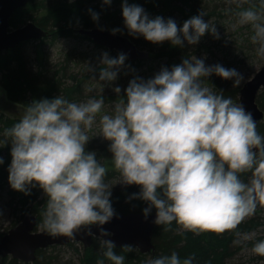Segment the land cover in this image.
Segmentation results:
<instances>
[{"label":"clouds","instance_id":"obj_1","mask_svg":"<svg viewBox=\"0 0 264 264\" xmlns=\"http://www.w3.org/2000/svg\"><path fill=\"white\" fill-rule=\"evenodd\" d=\"M102 2L110 5L112 0ZM245 2L236 0L241 6ZM259 5V10L242 8L237 23L251 26V40L264 55V0ZM121 7L128 33L152 43L183 47L185 42L196 45L205 33L219 38L216 25L202 12L178 26L173 18L150 17L128 0ZM92 19L98 20L99 14L92 12ZM126 58L124 53L111 57L104 52L99 81L111 85ZM205 59L193 55L150 79L134 77L122 96L121 88L114 87L118 102L110 112L104 111L102 95L80 102L63 95L33 100L23 116L0 133V145H11L10 187L28 195L38 186L47 197L40 222L46 233L72 237L81 228L103 226L115 215L113 185L105 179L108 169L95 151H86L96 137L90 135L94 126L110 142L117 184L140 186L130 199L146 202V217L155 209L157 225L175 222L197 235L222 232L264 204V135L251 112L207 80L215 74L238 87L244 77L220 63L207 65ZM245 173H251L247 182L241 178ZM110 235L101 230L103 257L124 264L125 255L104 239ZM121 249L131 252L135 247ZM251 252L264 257V239L256 240ZM194 259V254L181 259L172 251L150 256L144 264H194Z\"/></svg>","mask_w":264,"mask_h":264},{"label":"trees","instance_id":"obj_2","mask_svg":"<svg viewBox=\"0 0 264 264\" xmlns=\"http://www.w3.org/2000/svg\"><path fill=\"white\" fill-rule=\"evenodd\" d=\"M224 0H128V3L138 4L149 14L150 17L162 16L165 19L173 18L178 26H182L184 21L202 12L204 19L210 20L215 17L219 7L225 8L228 12V5ZM220 2H223L220 5ZM123 0H112L110 5H104L102 0H30L23 8L17 10L11 18V26L18 28L27 20L34 21L38 26L50 32V36L41 38L38 41V48H42L45 43L55 42L59 39H80L92 41L86 35L80 33L83 29H92L100 26L103 29H119L118 34L131 39L138 48L146 50L157 59L166 61L169 68L182 63L183 59L194 55L192 45L184 43L183 47L173 46L170 42L152 43L143 36H132L124 26L122 16ZM219 3V5H218ZM243 8L253 7L259 10V0H246ZM91 10V11H90ZM224 11V10H223ZM46 12L44 16H40ZM92 12L99 14V19H92ZM231 12V11H230ZM222 15H217L221 17ZM225 16V15H224ZM227 16V15H226ZM251 35L245 39L242 48L245 51L258 52L259 44L251 40ZM31 41L24 42L18 47L0 52V87L3 88L8 98L17 104L27 106L33 100L44 98L52 99L58 95H63L70 101H82L85 95L84 79L79 77L77 66H79L83 55L78 53H67L64 63L52 65L49 63L46 53L38 51L39 55L33 61L26 56V46ZM96 45V44H95ZM97 48H101L96 46ZM111 57L118 56L116 51H107ZM39 60V61H38ZM148 60V59H147ZM85 61V60H84ZM124 63H128L126 59ZM136 67L143 64L142 60L129 61ZM224 65V64H222ZM227 68L229 64L224 65ZM103 67V66H102ZM214 90L222 91L225 96H231L235 102L239 101L240 91L243 85L232 86L231 80H225L213 74L207 78ZM124 95V94H123ZM257 102L264 111V89L259 94ZM19 119L11 118L4 113H0V133L4 129L11 127ZM257 131L264 135V120L257 125ZM86 151H95L97 159H101L108 173L106 180L112 184L119 178V172L115 169L111 161L109 144L102 142L101 145L93 143L91 140L86 145ZM11 145H0V158L4 163L0 165V194L7 191L10 196V204L14 211L20 214L19 219L24 216L34 214L38 219V228H41L42 207L45 205L47 197L41 188H31L30 194L18 192L10 187L8 181V166L11 163ZM251 173L241 175V178L248 181ZM113 185V184H112ZM8 187L10 190L8 192ZM140 191L138 185H128L112 188V206L115 213H144L147 207L146 202L140 199H130L134 193ZM151 213H156L153 209ZM150 213V214H151ZM19 221V220H18ZM15 221L13 227L19 222ZM255 221L245 222L242 220L235 228L226 229L222 232H202L194 234L191 231L182 230V227L175 222L171 225H156L153 243L156 247V256L168 254L176 251L181 259L194 254V264H228V259L232 258L238 248L237 236L240 232L250 231L256 228ZM9 228L0 234L1 238L8 232ZM123 247V246H122ZM116 247L117 253L125 255L124 264H144L150 258L149 255L141 254L135 247L131 252L124 251ZM134 247V246H133ZM105 246L101 239L95 238L93 246L85 249L80 243L72 242L65 247L53 246L48 249L39 250L35 262L30 264H76L72 257H66V251H71L78 255L79 264H98L100 259L105 260V264H111L106 257H103ZM82 252V253H81ZM0 264H26L12 257H0Z\"/></svg>","mask_w":264,"mask_h":264},{"label":"rangeland","instance_id":"obj_3","mask_svg":"<svg viewBox=\"0 0 264 264\" xmlns=\"http://www.w3.org/2000/svg\"><path fill=\"white\" fill-rule=\"evenodd\" d=\"M223 2L228 5L229 13L225 12V8L219 7L217 10L219 14L217 15L222 16L217 17L216 15L209 20L212 24L216 25L219 38H215L210 33H205L196 45H192V51H194V56L197 58H206L205 63L207 65L216 63L224 65L229 64L230 68L237 69L244 77V80L241 83V85L244 86L264 65V55H260L257 51L256 53L254 51H245L242 48V44H245V39L251 35V30H253L250 25H240L237 23L238 13L244 6L238 5L236 0H224ZM223 2H220V5ZM45 14L46 12L42 13L40 16H44ZM29 21L31 20H27V22ZM26 23L21 26H24ZM97 27L101 28L100 26ZM37 46L38 41H31L26 46L25 53L30 61H33L32 64H35L36 62L35 59H37V56L39 55L38 51L46 53L49 63L52 65L64 63L66 59L65 55H67V53L81 52L83 58L81 59L79 66L76 67V72H78L80 78H85V97L82 101L87 100L90 97L100 98L102 95L105 100V112H110L114 103L118 102V96L113 91L114 87L119 86L121 88L122 91L120 95L122 96L129 81L134 77H140L147 80L154 77V75L163 67H166V61L163 59H157L154 54L151 59L144 60L143 64L138 67L132 65L128 61V63H124V65L118 69L117 79L113 81L111 85H108L99 81V70L103 66L100 65L101 56L104 52L109 50L105 48H97V45L92 41L80 39H59L53 43H45L42 48H38ZM169 69H171L170 66ZM237 103H239V101H237ZM25 109V106L12 102L8 98L7 92L0 87V113H4L11 118L20 119L23 116ZM90 135L96 136L91 139L93 143L98 145H101L102 142L110 143L102 136H99L98 127L94 126ZM118 182L119 178L112 183L113 186L121 187L122 185L117 184ZM7 189L9 192L10 187ZM26 215L30 214L27 213ZM19 216L20 214L18 212L16 213L13 206L10 204V196L7 191L0 194V234L8 228L11 229L15 221L19 220L18 224H20L24 218L19 219ZM243 220L247 223L255 221L258 223V226L250 231L240 232L238 234V248L232 258L228 259L227 263L264 264V257L254 255L251 252L252 244L256 240L264 239V204H258L254 214ZM42 230L43 228L41 227L40 231ZM182 230L184 229L182 228ZM81 247L83 248L82 244ZM65 253L67 255L66 257H72L74 262L79 264L78 255L73 254L70 250Z\"/></svg>","mask_w":264,"mask_h":264},{"label":"water","instance_id":"obj_4","mask_svg":"<svg viewBox=\"0 0 264 264\" xmlns=\"http://www.w3.org/2000/svg\"><path fill=\"white\" fill-rule=\"evenodd\" d=\"M30 0H0V52L14 49L24 42L39 40L50 36V33L36 23L29 21L24 26L13 28L12 15L25 7ZM88 36L94 44L109 51L126 54L128 61L147 60L150 53L142 50L128 37L113 31L95 27L80 30ZM264 89V65L248 81L240 91L239 103L251 112L257 125L264 120V111L260 108L257 99ZM156 213L147 217L144 213H115L114 217L103 226L91 225L81 228L72 237L52 236L38 228V219L34 214L26 215L24 220L9 229L0 240V256L11 255L14 259L25 263H33L39 250L53 245L67 246L72 242L81 243L86 249L93 246L94 238H99L101 230L110 233L104 239L112 240L116 247L131 245L141 254L156 256V247L153 236L156 227ZM100 239V238H99Z\"/></svg>","mask_w":264,"mask_h":264},{"label":"bare ground","instance_id":"obj_5","mask_svg":"<svg viewBox=\"0 0 264 264\" xmlns=\"http://www.w3.org/2000/svg\"><path fill=\"white\" fill-rule=\"evenodd\" d=\"M32 22H34V21H32ZM35 23V22H34ZM46 31H48V30H46ZM49 32V31H48ZM50 33V32H49ZM88 37V36H87ZM102 48V47H101ZM2 239V238H1ZM95 239V238H94ZM81 244V243H80ZM83 245V244H82ZM53 246H56V245H53ZM53 246H51V247H53ZM84 246V245H83ZM61 247H65V246H61ZM50 248V247H49ZM85 248V247H84ZM91 248V247H90ZM48 249V248H47ZM86 249V248H85ZM0 257H2V256H0ZM7 257H12L11 255H9V256H7ZM3 258H5V257H3ZM13 258V257H12ZM14 259V258H13ZM15 260H17V259H15ZM18 261H20V260H18ZM20 262H23V261H20ZM23 263H25V262H23ZM26 264H30V263H26Z\"/></svg>","mask_w":264,"mask_h":264}]
</instances>
